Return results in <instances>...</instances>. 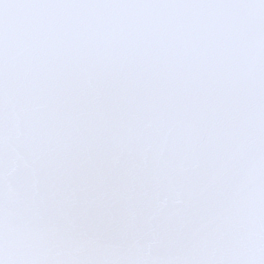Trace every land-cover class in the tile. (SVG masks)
<instances>
[{
    "label": "snow or ice",
    "instance_id": "6c2138e0",
    "mask_svg": "<svg viewBox=\"0 0 264 264\" xmlns=\"http://www.w3.org/2000/svg\"><path fill=\"white\" fill-rule=\"evenodd\" d=\"M0 264H264V0H0Z\"/></svg>",
    "mask_w": 264,
    "mask_h": 264
}]
</instances>
